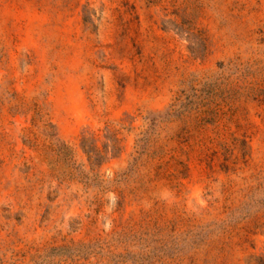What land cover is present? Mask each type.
Returning <instances> with one entry per match:
<instances>
[{
    "label": "rangeland",
    "instance_id": "1",
    "mask_svg": "<svg viewBox=\"0 0 264 264\" xmlns=\"http://www.w3.org/2000/svg\"><path fill=\"white\" fill-rule=\"evenodd\" d=\"M0 264H264V0H0Z\"/></svg>",
    "mask_w": 264,
    "mask_h": 264
}]
</instances>
